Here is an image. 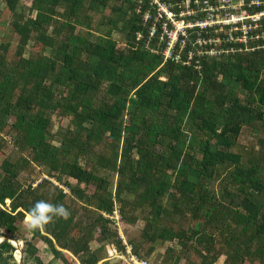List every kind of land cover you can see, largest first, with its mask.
I'll list each match as a JSON object with an SVG mask.
<instances>
[{
    "label": "trees",
    "instance_id": "obj_1",
    "mask_svg": "<svg viewBox=\"0 0 264 264\" xmlns=\"http://www.w3.org/2000/svg\"><path fill=\"white\" fill-rule=\"evenodd\" d=\"M4 1L14 14L18 0ZM109 1L31 0L35 17L18 15L11 21L18 35L17 60L8 62V46L0 45V131L12 118L13 147L27 152L23 161L43 169L47 178L24 188L17 178L18 164L3 161L0 229L10 237L19 232L22 256L36 264H42L38 242L61 264H100L91 241L123 250L116 230L103 217L118 208L123 223L133 225L139 215L145 220L141 240L150 244L148 249L141 252V241L128 239L142 259L157 244L177 240L182 248L193 243L188 248L201 259L194 264H217L221 255L206 231L210 227L230 230L220 264H264V158L251 156L244 163L232 151L242 128L264 131V53L203 57L199 70L163 63L160 54L145 48L147 28L134 12L135 1ZM107 7L108 27L99 33L91 13L102 14ZM113 31L124 36L123 48L111 38ZM138 31L144 35L140 41L135 40ZM32 34L41 53L49 48L50 55L24 56ZM101 87L106 95L98 96ZM52 114L69 118V125L52 133ZM100 144L108 154L96 153ZM89 155L94 164L119 176L114 193L106 178L78 162ZM220 171L225 184L218 195L207 184ZM90 185L94 192L89 195ZM131 195L136 201L126 208ZM67 196L69 204L63 202ZM39 200L63 205L70 215L54 218L43 231L21 232L19 223ZM77 204L83 210L79 219ZM175 215L188 216V226L175 231L163 224ZM14 251L0 239V256L12 258ZM110 261L125 264L119 257L103 264Z\"/></svg>",
    "mask_w": 264,
    "mask_h": 264
},
{
    "label": "built area",
    "instance_id": "obj_2",
    "mask_svg": "<svg viewBox=\"0 0 264 264\" xmlns=\"http://www.w3.org/2000/svg\"><path fill=\"white\" fill-rule=\"evenodd\" d=\"M134 1V12L147 28L145 48L160 54L163 63L173 61L199 70L203 57L221 59L255 51L264 53V0ZM143 37L142 31L135 33L136 41ZM103 217L116 227L123 246L120 252L110 244L105 258L119 257L125 264H152L138 257L121 234L123 222L118 208ZM18 250L15 248L13 255L18 256Z\"/></svg>",
    "mask_w": 264,
    "mask_h": 264
},
{
    "label": "rangeland",
    "instance_id": "obj_3",
    "mask_svg": "<svg viewBox=\"0 0 264 264\" xmlns=\"http://www.w3.org/2000/svg\"><path fill=\"white\" fill-rule=\"evenodd\" d=\"M110 4H114V1L110 0ZM5 1L0 0V45H7L8 46V51L5 55L6 60L8 62H15L17 60V57L15 56V51L17 50V45H18V35L13 32L12 27L10 26L11 21L14 20L15 16H23L24 19L27 18H34L35 17V12H32L30 10L31 6V0H18L17 7L15 9V13H10L9 11L6 10L5 8ZM92 15V20L94 23V28L97 29L99 28V33H104L106 28L108 27V24L105 23V19L109 16L110 14V9L109 7L105 8L102 14L98 13H91ZM111 38L116 41L117 46L119 49L123 48L124 46V36L120 32L113 31L111 33ZM40 45L36 44L34 41V36L32 34V37L27 44V47L24 51V56L27 57L30 54H37L41 53ZM0 54H2L0 50ZM41 54L44 55H50V50L49 48H46L44 52ZM84 59V57H83ZM264 75V74H263ZM161 80H165L166 76L162 75ZM105 87H101L99 90L98 96H103L105 94V90L103 89ZM127 118V117H125ZM51 119L53 121V127H52V133L56 132L59 127H62L64 129L69 125V118L67 117H60L57 116L56 114L51 115ZM13 119L10 118L8 124L6 127L0 131V173L1 172V166L3 161L5 160H10L12 162H15L18 164L17 166V178L19 182L23 185V187H27L28 185L35 186L38 184L41 179L47 178L46 175H44L43 169L36 167L34 165H28L26 164L23 160L29 158V154L27 152H23L20 154L12 144V138L15 135V132L10 128L12 124ZM52 144L58 145L56 142L52 141ZM104 144H100L96 146V153H103V154H108V150L106 149V146ZM161 150V149H159ZM233 152L239 153L242 161L244 163H248V159L253 158V160H256L257 157L264 158V131L256 130L254 128H247L244 127L241 129L240 134L238 135V138L236 140L235 146L232 148ZM198 158H200V154H197ZM94 158L92 155L88 156V159H85L83 157L78 158V162L80 165L85 167L88 171H92L95 175L104 177L108 181V190L114 193L115 191V186L116 183L119 180V176L114 174L113 172L109 170H105L100 168L96 163L94 164ZM173 171L172 169L169 170L168 172L170 173ZM224 172L220 171L219 176L215 177L212 181H210L209 184H207L208 190L215 192V194L220 193V188L225 184V176ZM66 179V178H65ZM52 180V183H57L55 179H50ZM72 184H75V180H72L70 178L66 179ZM55 185V184H54ZM62 187V186H60ZM83 187V185H81ZM46 192H49L52 194V188L45 186L44 187ZM66 190V193L68 195V190L65 187H62ZM86 192L90 195L94 192L93 186H88L86 187ZM127 201L130 202V204L126 205V208H130L131 204L136 201V197L134 196H128L126 198ZM64 203L69 204L70 199L69 196L65 197ZM116 204H118V201H116ZM6 207L9 208V202H6ZM1 209V207H0ZM74 211L76 213L75 219L81 218L83 216V210L80 208V205L77 204L74 207ZM136 212V211H135ZM188 217V216H187ZM183 216H178L175 215L172 217L173 219H170L169 222L163 221V224L168 226L171 229H174L175 231L180 230L181 228H185L188 226V218ZM166 218L164 217L163 220ZM23 223H19V227L21 232H25L24 230L26 229V226L24 224V220L22 221ZM145 220L142 215H139V219L133 224H126L122 223L120 226V231L121 234L125 237L126 240H134L135 242H140L141 245V252L145 251L148 249L150 244L146 243L145 241L141 240V232L144 227ZM112 230H114L116 227L113 225H109ZM22 227V229H21ZM116 230V229H115ZM207 232L211 233L213 236V243L217 251L220 253L219 260L217 261V264H220L223 259H224V251L226 250V244L225 238L228 236V233L230 232L229 229L223 228L222 230H215L214 228L206 230ZM119 232V231H118ZM117 233V230H116ZM98 230L96 229L93 233V236H97ZM0 235L3 236L2 238L5 237H10V235L7 233L5 229H0ZM74 235H78L77 233H74ZM12 236V235H11ZM13 238L16 237L18 238V243L17 248L19 249L18 251H22L23 245L20 241L21 235L19 232H15ZM1 239V238H0ZM16 242V240H13ZM12 241V242H13ZM193 244V243H190ZM188 245V247L190 246ZM40 250H39V255L41 256V260L43 264H61V262L58 259H55L51 252L49 251V248L47 245H43L38 242ZM101 244L95 241L90 242V246L93 250H99V255H100V264H103V262L106 260V254L108 252L107 246H100ZM102 249H100V247ZM182 248L181 245L178 243L177 240L171 241V242H165L161 245L155 246L154 250L151 252L149 256H147V260H149L151 263L154 264V262H163V264H171L172 263V258L174 256H180V260L177 264H190V263H199L200 258L197 256L195 252H192L191 248ZM170 248V249H169ZM182 251H185V254L188 253V255L183 254ZM187 251V252H186ZM182 252V253H181ZM107 264H116L115 262H108ZM254 264H261L259 262H256Z\"/></svg>",
    "mask_w": 264,
    "mask_h": 264
},
{
    "label": "clouds",
    "instance_id": "obj_4",
    "mask_svg": "<svg viewBox=\"0 0 264 264\" xmlns=\"http://www.w3.org/2000/svg\"><path fill=\"white\" fill-rule=\"evenodd\" d=\"M69 215L70 212L63 205H57L45 200H39L25 213L24 224L29 231H43L49 223L53 222L54 218L59 217L67 219ZM15 243L18 242L16 241Z\"/></svg>",
    "mask_w": 264,
    "mask_h": 264
},
{
    "label": "crops",
    "instance_id": "obj_5",
    "mask_svg": "<svg viewBox=\"0 0 264 264\" xmlns=\"http://www.w3.org/2000/svg\"><path fill=\"white\" fill-rule=\"evenodd\" d=\"M18 242V241H17ZM21 243H22V245H23V242L22 241H20ZM43 245H45V244H43ZM36 246H37V248H38V257L41 259V256L39 255V250H40V247H39V245H37L36 244ZM22 263L23 264H36V262H35V260L32 258V257H30V256H28L27 254H23V256H22ZM42 261V260H41ZM0 264H17L16 262H14L12 259H11V257H6L5 255H2V256H0ZM43 264V263H42Z\"/></svg>",
    "mask_w": 264,
    "mask_h": 264
},
{
    "label": "water",
    "instance_id": "obj_6",
    "mask_svg": "<svg viewBox=\"0 0 264 264\" xmlns=\"http://www.w3.org/2000/svg\"><path fill=\"white\" fill-rule=\"evenodd\" d=\"M0 237L2 238L3 236L0 235ZM5 240H7L10 244H12L15 248H17V245H15L13 242V238L12 237H5L3 238ZM13 241V242H12ZM14 262H16L17 264H23L22 262V252H20V254L18 256L13 255L11 258Z\"/></svg>",
    "mask_w": 264,
    "mask_h": 264
},
{
    "label": "bare ground",
    "instance_id": "obj_7",
    "mask_svg": "<svg viewBox=\"0 0 264 264\" xmlns=\"http://www.w3.org/2000/svg\"><path fill=\"white\" fill-rule=\"evenodd\" d=\"M15 245H17L15 242H13Z\"/></svg>",
    "mask_w": 264,
    "mask_h": 264
}]
</instances>
